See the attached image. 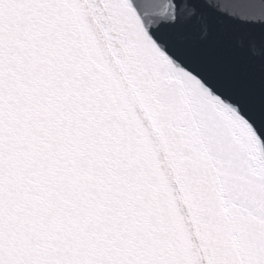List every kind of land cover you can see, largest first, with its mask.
I'll return each mask as SVG.
<instances>
[{
    "label": "snow or ice",
    "instance_id": "snow-or-ice-1",
    "mask_svg": "<svg viewBox=\"0 0 264 264\" xmlns=\"http://www.w3.org/2000/svg\"><path fill=\"white\" fill-rule=\"evenodd\" d=\"M199 2L0 0V264H264V0Z\"/></svg>",
    "mask_w": 264,
    "mask_h": 264
},
{
    "label": "water",
    "instance_id": "water-1",
    "mask_svg": "<svg viewBox=\"0 0 264 264\" xmlns=\"http://www.w3.org/2000/svg\"><path fill=\"white\" fill-rule=\"evenodd\" d=\"M258 3V0H256ZM242 0H200V11L209 19L213 26L212 33L205 36L202 32H194L191 38L201 41L205 44L213 43L219 36L233 32L237 26L230 21V17L240 13L239 5ZM255 14L260 15V10L256 9ZM231 47L234 51H224V55L243 63L245 60L253 62L258 60V57H253L251 43L245 41L243 49L239 45V37L232 40ZM257 51L259 49L257 48Z\"/></svg>",
    "mask_w": 264,
    "mask_h": 264
}]
</instances>
